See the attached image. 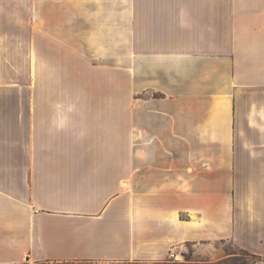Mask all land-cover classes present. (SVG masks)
<instances>
[{"label": "crops", "instance_id": "crops-1", "mask_svg": "<svg viewBox=\"0 0 264 264\" xmlns=\"http://www.w3.org/2000/svg\"><path fill=\"white\" fill-rule=\"evenodd\" d=\"M37 4L0 87V264H264V0Z\"/></svg>", "mask_w": 264, "mask_h": 264}, {"label": "rangeland", "instance_id": "rangeland-1", "mask_svg": "<svg viewBox=\"0 0 264 264\" xmlns=\"http://www.w3.org/2000/svg\"><path fill=\"white\" fill-rule=\"evenodd\" d=\"M41 0H0V87H24L27 82V36L32 30V8ZM40 7V5H39ZM36 19V16H34ZM33 18V19H34ZM183 259L161 262H83L82 264H252L250 255L234 250L226 244L215 255L195 254L193 249L183 250ZM58 264V262L53 263Z\"/></svg>", "mask_w": 264, "mask_h": 264}, {"label": "built area", "instance_id": "built-area-1", "mask_svg": "<svg viewBox=\"0 0 264 264\" xmlns=\"http://www.w3.org/2000/svg\"><path fill=\"white\" fill-rule=\"evenodd\" d=\"M184 254L180 252L179 247L177 245H172L169 249L168 258L171 261H179L183 259Z\"/></svg>", "mask_w": 264, "mask_h": 264}, {"label": "trees", "instance_id": "trees-1", "mask_svg": "<svg viewBox=\"0 0 264 264\" xmlns=\"http://www.w3.org/2000/svg\"><path fill=\"white\" fill-rule=\"evenodd\" d=\"M85 261H64V262H58V264H82Z\"/></svg>", "mask_w": 264, "mask_h": 264}]
</instances>
